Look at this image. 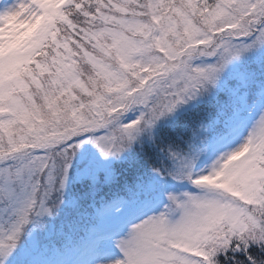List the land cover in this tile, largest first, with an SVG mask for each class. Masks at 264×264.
<instances>
[{
    "label": "snow or ice",
    "instance_id": "1",
    "mask_svg": "<svg viewBox=\"0 0 264 264\" xmlns=\"http://www.w3.org/2000/svg\"><path fill=\"white\" fill-rule=\"evenodd\" d=\"M0 264H264V0H0Z\"/></svg>",
    "mask_w": 264,
    "mask_h": 264
}]
</instances>
